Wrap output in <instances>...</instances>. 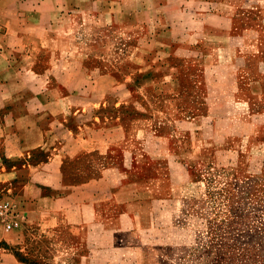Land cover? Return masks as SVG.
Wrapping results in <instances>:
<instances>
[{"label":"crops","instance_id":"0c3cea01","mask_svg":"<svg viewBox=\"0 0 264 264\" xmlns=\"http://www.w3.org/2000/svg\"><path fill=\"white\" fill-rule=\"evenodd\" d=\"M263 50L264 0H0V264H173Z\"/></svg>","mask_w":264,"mask_h":264},{"label":"rangeland","instance_id":"374dc122","mask_svg":"<svg viewBox=\"0 0 264 264\" xmlns=\"http://www.w3.org/2000/svg\"><path fill=\"white\" fill-rule=\"evenodd\" d=\"M240 63L260 73L261 85L247 89L260 115L239 125L240 137L214 158L206 209L180 224L173 264H264V52Z\"/></svg>","mask_w":264,"mask_h":264},{"label":"built area","instance_id":"2783aa9c","mask_svg":"<svg viewBox=\"0 0 264 264\" xmlns=\"http://www.w3.org/2000/svg\"><path fill=\"white\" fill-rule=\"evenodd\" d=\"M17 214L16 204L10 201L0 203V219L6 224L8 229H13L21 224Z\"/></svg>","mask_w":264,"mask_h":264}]
</instances>
